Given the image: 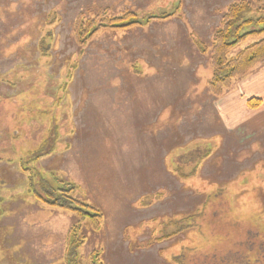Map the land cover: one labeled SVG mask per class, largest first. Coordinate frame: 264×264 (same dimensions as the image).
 <instances>
[{
	"label": "rangeland",
	"instance_id": "obj_1",
	"mask_svg": "<svg viewBox=\"0 0 264 264\" xmlns=\"http://www.w3.org/2000/svg\"><path fill=\"white\" fill-rule=\"evenodd\" d=\"M243 1L253 6L247 18L264 17V5L252 0H0V264H63L78 219L39 201L21 167L51 150L32 166L39 179L58 197L74 184L70 197L104 214L79 250L82 260L99 250L104 264H172L161 253L187 249V234L138 249L151 239L150 223L193 215L206 194L220 193L242 206L245 216L230 206L243 222L233 228L249 241L240 233L231 242L225 233L215 239L220 226L213 225L200 246L223 264H249L250 251L264 264V145L253 140L241 149L244 141L228 131L222 100L208 92V54L198 47H211L225 11ZM127 13L142 25L79 45L81 16ZM260 39H247L233 55ZM166 227L164 235L177 228Z\"/></svg>",
	"mask_w": 264,
	"mask_h": 264
},
{
	"label": "trees",
	"instance_id": "obj_2",
	"mask_svg": "<svg viewBox=\"0 0 264 264\" xmlns=\"http://www.w3.org/2000/svg\"><path fill=\"white\" fill-rule=\"evenodd\" d=\"M252 1L254 5H264V0ZM253 12V6L247 1L231 4L223 14L221 26L218 27L213 34L211 47L205 49L203 45L198 44L201 53L208 54L209 57L212 76L208 83V92L215 99H221L227 91L232 90L234 84L239 79L248 77L258 67H264V39L249 44L233 55V52L242 43L246 42L247 39L259 38L264 35V17H260L258 20L247 18V16L251 15ZM141 25L142 22L138 20L137 15L133 13H127L119 19L92 20L87 22H85L84 17L81 16L75 29V35L79 45L84 47L100 33H115ZM261 105L262 101L259 99H250L248 101V107L253 110L259 108ZM52 152L53 150L40 154L37 153V155L32 154L30 159H22L21 167L29 177L30 190H32L39 201L49 207L70 211L78 219V222L71 227L67 235L63 264H104L102 259L103 252L99 250L92 251L86 260H82L79 254V250L87 243L89 231L96 232L101 229L103 221L105 220L103 212L94 205L89 203L83 204L79 202V200L70 197V194H72L75 191L74 188H76L74 184H72L74 187L72 189L66 187L65 190H58L61 195L64 194V197H58L57 191L51 188L48 183L43 182L41 178L39 179L36 169L32 168L40 158L50 155ZM253 167L251 169H253ZM195 176L196 173L194 171L191 174H182L181 177L183 182H187ZM200 180L203 183L211 184L210 181L202 178H200ZM36 184H40L39 189L36 187ZM225 188H219L220 192H223ZM39 190H43L44 192L39 193ZM205 190L206 188H203L204 194H206ZM199 191L200 190H197V192ZM203 191L201 190V192ZM219 194L220 193H215L213 195L206 194L207 200L193 215L174 216L171 220L161 224H158L159 221L151 222L150 225L154 226L151 239L148 243L138 246V249L150 247L151 245L175 238L181 233H186V239L181 240L187 242L186 247L188 248L184 249L181 253H175L174 256H170L169 254L165 256L162 252L161 254L167 260L172 264H197V262L200 264H208V262L221 264L224 259H219L217 261L215 258H213V260L209 259L208 254L214 253L215 250H211V252L205 250L204 247L200 246L198 239L206 238L209 241V235L212 234V231H210L211 227L215 225L220 226V229L216 230L214 238L217 239V237H221L222 234L225 233V241L231 242L233 233H240L233 227H243V222L236 221L234 212L236 213V211H239L242 215H244V213L242 212V206L239 204L229 205L227 202L222 201L221 197H216L220 196ZM222 202L226 204V208L218 210V212L213 211ZM230 206L236 208L234 212ZM168 223L177 228L171 234L164 235L165 230L170 226L166 227ZM228 223L230 225H228ZM227 227L233 230H228ZM206 231L210 232L205 233ZM189 233L197 235L198 237L196 240L194 236H192L193 234L188 235ZM240 235L244 237V243L246 245L249 241V236L245 237L241 233ZM181 240L172 248L177 247ZM247 254L251 257V259H249L250 263L258 259V253L256 252L250 251L247 252ZM260 254L262 258L264 252H260ZM194 259L197 262H195ZM255 264H261V262L256 260Z\"/></svg>",
	"mask_w": 264,
	"mask_h": 264
},
{
	"label": "crops",
	"instance_id": "obj_3",
	"mask_svg": "<svg viewBox=\"0 0 264 264\" xmlns=\"http://www.w3.org/2000/svg\"><path fill=\"white\" fill-rule=\"evenodd\" d=\"M232 92L230 96L220 99L222 108L219 113L225 120L228 131L237 135L238 141H244L241 149H248L247 144L253 140L261 144L263 148L264 67L248 76L246 80L242 81L239 88ZM250 99H259L262 101V105L257 109H250L248 107Z\"/></svg>",
	"mask_w": 264,
	"mask_h": 264
}]
</instances>
